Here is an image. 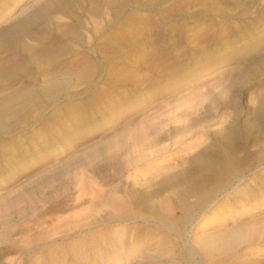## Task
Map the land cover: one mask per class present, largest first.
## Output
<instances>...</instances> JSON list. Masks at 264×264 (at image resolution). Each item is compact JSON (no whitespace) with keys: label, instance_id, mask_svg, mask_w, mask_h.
<instances>
[{"label":"rangeland","instance_id":"1","mask_svg":"<svg viewBox=\"0 0 264 264\" xmlns=\"http://www.w3.org/2000/svg\"><path fill=\"white\" fill-rule=\"evenodd\" d=\"M261 101L264 0H0V264H264ZM141 156L162 169L157 224Z\"/></svg>","mask_w":264,"mask_h":264},{"label":"bare ground","instance_id":"2","mask_svg":"<svg viewBox=\"0 0 264 264\" xmlns=\"http://www.w3.org/2000/svg\"><path fill=\"white\" fill-rule=\"evenodd\" d=\"M261 102L262 103H261V115H260V117L263 118V116H264V101H261ZM218 130H219V132L225 134L224 139L222 140V143L225 144L229 149L226 148V151L223 152L222 155H221L222 156L221 157V161H220L221 163H218V164H221V166L218 167V168L211 169V170H218V171H212V173H214V175L217 174L220 177H225V176L229 175V173L234 170V168L236 167V165L239 162V159L237 158V156L236 155H233L231 153V151H230V149H231L230 147L233 145V143L235 141L234 135H233L234 134V131H235V127H233L231 124H226L225 125L224 124V121H222L221 125H219V129ZM176 143H178V146L181 147V148L184 147V146L187 147V149H189L188 150L189 151V154L191 153L192 156H195L197 154H201L203 152H210V151L214 150V147L216 148V146H214L215 142H213V141L211 143L205 144L202 147H199V146H197L195 144L192 145L191 142L190 143H188V142L186 143L182 139L177 140ZM128 151L133 153V152H136L137 150L136 149H133L131 151V150L128 149ZM183 151H185V150H183ZM127 157H128V155H127ZM132 158L133 157H131L130 159H132ZM130 159L127 162V167H130L132 164H135L134 168H135L137 174L140 173V172L142 173L143 183H141V184L142 185H145V187H144L145 189H143L144 190L143 193L145 194L144 195L145 196V201H146L147 206L150 205L152 207V211L150 212V214H148V218H146V220H148V222L151 221V222H154L156 224L158 222L160 223V221H161L160 220V193L159 192H156L157 191L156 189H153L156 185L160 184V171L162 170V169H160V162H156L155 157H153L151 159H148V158H144L143 156H141L140 158H137V160H135L133 162H130ZM97 187L95 188V185H94V188L95 189L92 187L93 190L91 189V193H90L91 199L92 198L94 199L96 197L97 200H98L99 198L103 197L104 193H106L104 189H101V187L100 188L98 187L99 189L97 191H94V190L97 189ZM208 190L212 191L211 189H208ZM211 193H213V192H211ZM204 195H205L204 198L200 197V199H202L201 202H203V203L205 201H207L208 196L210 195V192L208 191ZM119 198L120 199H119L118 205L116 206L117 209H116L115 212H113L114 213V215H113L114 221H117V223L118 222L127 221L128 219H132L133 215H135L134 214L135 211L128 205V203H126L125 201H123L121 199V196H119ZM92 201L95 202V200H91V202ZM194 203H196V202H194ZM193 204L188 203V204L185 205V210H184L185 216L190 215L191 214L190 212H192L194 210V207L195 206ZM199 206H200V204H199ZM76 212L78 214L81 213L80 210L79 211L74 210L72 212V214L74 213L73 215L75 216V214H77ZM161 214H163V213H161ZM164 219H165V217L162 220H164ZM167 219L169 220V218H167ZM56 220L59 222L60 220L61 221H64L65 219H64L63 216H58L56 218ZM33 226L36 227V228L44 227V223L40 222V223H37V224H35ZM43 230H46V229L43 228ZM248 231L251 232V233L254 232L253 230H248ZM136 235H137V233H136ZM241 236H242V233L240 232L239 229H235V230H225V231H221V232L214 233V234L210 235L205 240L203 249L205 251H212V252L213 251H227V250H231L232 247H233V244L235 243V241L237 242V240ZM125 243H123V244H125Z\"/></svg>","mask_w":264,"mask_h":264}]
</instances>
